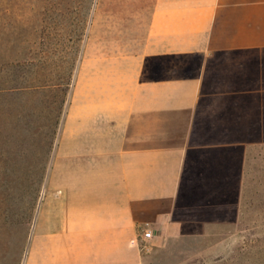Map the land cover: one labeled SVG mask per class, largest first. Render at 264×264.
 I'll return each mask as SVG.
<instances>
[{"label": "crops", "instance_id": "0c3cea01", "mask_svg": "<svg viewBox=\"0 0 264 264\" xmlns=\"http://www.w3.org/2000/svg\"><path fill=\"white\" fill-rule=\"evenodd\" d=\"M62 24L61 0H0V56L56 54L36 34ZM88 31L28 264H143L142 232L174 225L204 58L264 50V0H94Z\"/></svg>", "mask_w": 264, "mask_h": 264}, {"label": "rangeland", "instance_id": "374dc122", "mask_svg": "<svg viewBox=\"0 0 264 264\" xmlns=\"http://www.w3.org/2000/svg\"><path fill=\"white\" fill-rule=\"evenodd\" d=\"M61 2L67 24L36 34L61 50L0 56V264H28L89 33L94 0ZM203 81L174 225L143 264H264V50L206 56Z\"/></svg>", "mask_w": 264, "mask_h": 264}, {"label": "built area", "instance_id": "2783aa9c", "mask_svg": "<svg viewBox=\"0 0 264 264\" xmlns=\"http://www.w3.org/2000/svg\"><path fill=\"white\" fill-rule=\"evenodd\" d=\"M153 238V233L152 230L150 229H145L142 234H141V239L142 241H144L145 243H148L151 241V239ZM142 249H148L147 244H144L142 246Z\"/></svg>", "mask_w": 264, "mask_h": 264}]
</instances>
